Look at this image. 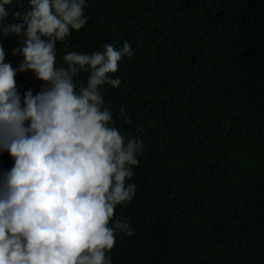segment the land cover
<instances>
[{"label": "trees", "instance_id": "16d2710c", "mask_svg": "<svg viewBox=\"0 0 264 264\" xmlns=\"http://www.w3.org/2000/svg\"><path fill=\"white\" fill-rule=\"evenodd\" d=\"M85 14L67 50L131 45L105 100L143 140L134 198L115 209L134 231L112 264H264V0H87ZM0 43L15 67L17 39ZM14 79L39 91L31 71Z\"/></svg>", "mask_w": 264, "mask_h": 264}, {"label": "clouds", "instance_id": "9594fccd", "mask_svg": "<svg viewBox=\"0 0 264 264\" xmlns=\"http://www.w3.org/2000/svg\"><path fill=\"white\" fill-rule=\"evenodd\" d=\"M86 6L0 0V39L14 36L19 57L15 67L6 62L0 43V153L14 161L0 170V264H112L117 235H133L115 209L134 198L129 180L143 140L120 131L105 100L133 51L128 42L68 51L67 38L87 24ZM26 71L41 82L35 94L18 90L14 77ZM120 114L128 119L125 108Z\"/></svg>", "mask_w": 264, "mask_h": 264}]
</instances>
